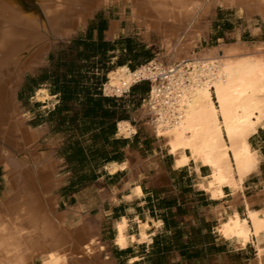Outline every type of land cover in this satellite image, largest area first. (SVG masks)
Instances as JSON below:
<instances>
[{
  "label": "bare ground",
  "instance_id": "obj_1",
  "mask_svg": "<svg viewBox=\"0 0 264 264\" xmlns=\"http://www.w3.org/2000/svg\"><path fill=\"white\" fill-rule=\"evenodd\" d=\"M203 1L215 0H39L46 21L41 25L18 9L15 0H0V139L19 153L15 157L13 151L0 147V165L9 182L0 201V264H33L35 257L39 264H67L73 256L88 260L99 252V245L77 230L80 222L70 228L61 222V214L55 215L56 197L45 196L55 181V163L38 152L36 131L23 129L20 114L11 106L16 74L45 48L47 33L64 36L75 30L79 21L85 22L101 3H117L121 8L144 3L152 14L171 6L182 13V18ZM231 1L256 2L264 11V0ZM146 17V29L156 28V17ZM189 30L182 41H164L167 66L159 60L133 72L119 67L108 74L104 93L120 96L138 80L151 82L149 104L139 116L146 112L151 116L147 130L171 156L173 170L194 166L196 188L210 201L222 202L225 189L232 193V201L218 203L210 211L216 221L215 231L221 241L232 243L237 250L251 244L255 256L248 264H264V183L259 180L254 187L261 192L257 198L249 200L244 194V184L259 176L262 161L249 139L258 127H264V42L237 41L195 52L200 33L193 27ZM116 33L117 27L109 35ZM36 94L48 98L43 89ZM117 129L125 137L135 133V127L126 121L118 122ZM127 167L126 163H112L110 171ZM201 167L208 168V176L199 174ZM128 186L126 183L124 188ZM130 189L136 198L141 196L139 186ZM254 203L259 205L257 210H252ZM240 206L244 218L238 212ZM138 225V237L127 236L128 222L117 221L113 244L122 250L135 241L149 242L147 225ZM134 260L129 258L128 263Z\"/></svg>",
  "mask_w": 264,
  "mask_h": 264
},
{
  "label": "rangeland",
  "instance_id": "obj_2",
  "mask_svg": "<svg viewBox=\"0 0 264 264\" xmlns=\"http://www.w3.org/2000/svg\"><path fill=\"white\" fill-rule=\"evenodd\" d=\"M38 2L39 0H15L18 9L22 10L23 13L27 15L33 16L41 25H43L46 21ZM248 3L249 2H236L234 4L231 0H223L221 3L219 0H215L212 3L207 1L199 2V4L194 3L193 7L197 4L196 9L192 10L189 14L186 12L183 13V16L185 15V17L182 16V18L179 17L182 13L171 6H166L167 8L163 7L164 9L162 8L161 10L153 11V14H155L154 16L152 11L145 9L146 7H144V3L143 5L139 3L140 5L137 4L136 6H131L133 4H130L129 6L125 5L123 8L117 3H113L114 5L111 4L110 6H105L101 3L98 8L94 9L92 15L87 18L85 22L81 20L79 21L75 30L67 32L64 36H52L47 33L45 48L32 57L27 63L26 68H22L17 72L16 84L11 88V106L13 105L16 112L20 114L19 119L21 120L23 125H21V127L23 129H26L28 132L39 130V135L36 132L38 135V152H42L45 156H48L47 158H50V160L55 163V181H53V183L51 182V190L45 196L47 198L53 196L56 197V204L54 206L55 215L61 214L60 216L63 219H61V222L63 223L65 221V223H63L64 225L70 228H75V223L78 224V222H80L77 225V230H79L82 235L85 234L84 236L91 237V239L99 245V252L94 258L85 260V258L81 256H73L67 260V264H248L250 259L252 260L254 258V248L251 244L247 245L243 250H237L232 243L223 242L218 237L215 231L216 221L211 217L210 211L218 203L232 201V193L228 189H225V198L222 202L210 201L204 192H201L196 188L198 175L192 164L177 172L189 176L191 173L189 178L190 182L191 184H194L195 188L199 191L197 194L203 202V204L198 207V219L200 223L191 225V221L187 219L186 223H183L182 226H179L176 229L170 227L167 229L166 234L163 233L162 235L153 238L152 242L149 241L150 243L146 242V244L135 241L131 243L133 245L129 244L131 245L128 247L130 250V256H128L127 253H124L123 249L121 250L117 248L113 244L117 234L115 224L117 221L125 219L124 217L115 221L106 217L104 220L99 219L98 221L95 216L97 213L96 210L90 212V215L86 213L79 215V211L77 210L84 208L82 197H78L76 206L77 210L71 211L68 206L73 205V202H70L69 198L81 189L92 188L98 191L103 187L101 186L102 183H99L100 181L95 178L103 176L102 172L98 173V170L92 172V170L86 166L84 160L80 158L78 151L79 148H82L85 154H87L86 156H89V161L98 163L102 155L100 139L94 138L92 134L89 133L87 126L85 124H80L78 121L72 124L68 121L58 123L55 116H43V111L38 104L48 98L37 96V90H35V85L38 83L37 77L40 76L41 71L43 69L50 70L51 63L48 58L49 54L53 53V60H55L56 54L63 49L72 38L77 36L84 37L87 29L90 26L94 27L98 23V20H103L105 22V30L109 29L107 32L109 37L112 36L109 35L110 30L117 27V33L112 36L113 38L130 36L131 38L136 39V41H145L146 43L151 44V62L160 60L162 63L164 62V65L167 64L166 59L163 58L165 42L177 40L176 38H178V41H182L186 38L187 34H189V29H192V27L196 28L200 33L198 42L194 48L195 52L209 46L229 44L237 41L248 44L264 42V11L260 8V4L256 2ZM187 10H190V8ZM169 11H171V13ZM172 11L174 12L172 13ZM145 14L148 17L150 15L154 18L156 17V19H154L157 24L156 28L151 30L146 29L144 21H147L148 18L144 16ZM171 16L174 20L170 18ZM206 25H208V30L201 35L202 28H205ZM90 35L91 39L95 40L96 31H91ZM106 38V34L103 32L102 39L106 40ZM32 54L33 51L30 55ZM114 54L117 56L116 52ZM109 62L115 63L116 60L110 59ZM149 63L150 62H146L145 64ZM103 78L104 81L106 80L104 83L105 85L108 82V73L103 76ZM30 79L36 81L32 83ZM140 83H142V85L138 89L136 102L129 108H131L132 113L136 115L133 124L137 129L139 137L146 138L142 145V155L144 158L148 157L149 159H155L157 157L162 160L167 167H171L172 169L171 156L160 147V144L153 133L147 130V122L150 121L151 116L146 112L143 117H139L149 104V91L151 88V82L149 85L147 82ZM104 85L101 86L102 96L122 99V96H126L129 93L128 89L120 96L108 95L104 93ZM39 87L44 90L46 86L40 85ZM40 88H38V90ZM72 113L73 112L70 111L69 116L72 115ZM263 128L264 127H258V129ZM256 132L250 136L249 142L252 149L261 152V148H264V130L257 134ZM116 134H119L117 123ZM118 136L122 138L130 137H125L120 134ZM51 140H53L52 143H49ZM0 147H3L10 152L13 151L15 157L19 155L17 150L1 139ZM88 149H95L96 151L90 156L87 153ZM154 164L155 162L152 161L148 164V167L151 168ZM105 170L109 175L114 174L110 171L111 164L106 165ZM259 172V176L250 178L244 184V194L249 200L255 199L261 194L260 190L254 187L258 184L259 180L264 183V160L260 163ZM173 174H176V172ZM199 174L201 176H208V168L201 167ZM112 183H114V181ZM162 184L163 183L160 180H157L153 186L155 188H160L162 187ZM125 185L126 183L123 185V188ZM8 186L9 182L5 177V171L0 165V201L2 200L1 198L3 197V194L7 191ZM134 186L138 185H133L132 187ZM132 196L135 197L131 191L130 195L126 198L128 199ZM112 198L114 197H111L110 202L114 201V199L112 201ZM86 200L88 201V204H91L96 198L87 197ZM0 207L3 209L2 203H0ZM258 208L259 205L257 203L252 205V210H257ZM238 212L241 217H245L242 206L238 208ZM185 215L186 214L182 213L183 217ZM195 220L198 222L196 217ZM139 222L146 224L148 227L147 230H149L150 227L157 228L154 225V222L158 221L146 220L142 222L134 220L136 233L134 235H128L126 232L127 236L138 237ZM98 230L102 231L103 239L108 241L106 248L102 244V246L99 244ZM132 231H135V228H133ZM129 257H137L138 259L132 263H128ZM31 261L33 264L40 263V259L37 257L33 258Z\"/></svg>",
  "mask_w": 264,
  "mask_h": 264
},
{
  "label": "crops",
  "instance_id": "obj_3",
  "mask_svg": "<svg viewBox=\"0 0 264 264\" xmlns=\"http://www.w3.org/2000/svg\"><path fill=\"white\" fill-rule=\"evenodd\" d=\"M99 21L101 20H98V22ZM108 30L109 29L102 31L107 37L104 41L111 42L118 39L113 38L112 36L109 37L107 35ZM207 30L208 25H206L205 28H202L201 35H203L204 32H207ZM128 37L131 38L130 36L120 38ZM134 40L136 41V39ZM137 42L142 43L147 48L152 47L151 44L146 43L145 41ZM111 59L116 60L117 58L113 57ZM106 66L109 67V70H112L116 67V64L114 62H108ZM94 74H100L101 76L103 73H101V71L100 73H97V70H95ZM137 85L139 86L137 87L135 94L130 95V93H128V95L122 96V99L117 98L114 101L104 104L105 109L109 112L112 111V117L110 119H107L105 122H100V118L96 117L91 119L90 122L85 121L89 133H91L94 138L100 139L102 155L98 163L89 161V156H86L87 154H85L84 150L79 148V156L84 160L86 166H88L92 172L95 170H98V173L102 172L103 176L95 178L100 181L99 183H102L101 186L103 187L98 191L92 188L81 189L69 198L70 202H73V205L68 206L71 211L77 210L76 206L78 197H82L84 208L78 210L79 215L85 213L90 215V212L96 210L97 213L95 216L98 221L99 219L104 220L106 217L110 220L113 219L114 221L124 217L128 222V235H134L136 233L134 220L142 222L146 220L158 221L160 225L157 228L150 227V229L147 230L149 241L152 242L153 238L160 236L163 233L166 234L167 229L170 227L176 229L177 227L182 226L183 223H186L187 219L191 221V225H195V223L199 224L198 207L202 205L203 202L197 194L199 191L195 188V185L190 182L189 178L191 173L190 176L183 175L182 173L180 174L177 172L179 170H173L171 167H167L165 163L157 157L155 159L143 157L142 145L146 138L139 137L136 128L135 133L129 138H122L116 134V123L118 121L129 122L135 127L133 123L136 115L132 113V109L129 107L136 102L137 92L142 83H137ZM44 90L48 95V99L41 101L38 104L43 111V116H55L57 121L58 117L63 119V117L69 116L70 111L65 110L66 108L62 105V100L59 97V94L49 93L46 87ZM71 105L74 106L75 104L72 103ZM98 116H101L100 112L98 113ZM78 122H80V120H78ZM80 124L84 123L80 122ZM113 124L114 126H112ZM263 130L264 128L258 129L256 134ZM35 131L39 135V130ZM52 141L53 140L49 143H52ZM261 150V152L258 151V154L261 156L262 160H264V148H261ZM95 151V149H88L87 153L92 156ZM105 161L109 162L105 163ZM152 161L155 162V164L150 168L148 167V164ZM112 163L116 165L126 163L128 167L122 171H117L116 173L109 175L105 170V166ZM174 172H176V174H173ZM157 180H160L163 183L162 187L155 188L153 186ZM113 181L114 183H112ZM125 183H128L129 186L123 188ZM133 185H138L140 187L141 196L139 198L132 196L127 199L126 197L130 195V187ZM112 196L114 197V201L110 202ZM87 197L96 198V200L91 204H88V201L86 200ZM182 213L186 215L183 217ZM195 217L198 222H196ZM133 228H135V231H132ZM98 236L100 240L99 244H102L106 248L108 241L103 239L101 230H98ZM131 245L123 249L124 253H127L128 256H130V250L128 247ZM134 258L135 260L138 259L137 257Z\"/></svg>",
  "mask_w": 264,
  "mask_h": 264
},
{
  "label": "trees",
  "instance_id": "obj_4",
  "mask_svg": "<svg viewBox=\"0 0 264 264\" xmlns=\"http://www.w3.org/2000/svg\"><path fill=\"white\" fill-rule=\"evenodd\" d=\"M93 30L96 31L95 40L90 37ZM103 30H105V22L101 20L94 27L90 26L84 37L72 38L56 54L55 60H53V53H50L48 56L51 63L50 70L43 69L37 77L38 83L35 85V90H38L40 85H45L49 93L59 94L65 110L73 112L72 115L63 117V119L58 117V123L68 121L72 124L80 120L85 124V121L90 122L96 117L100 118V122L110 119L112 111L105 109L104 104L116 98L101 95V86L106 81L103 76L124 65L133 72L146 65L144 63L151 62V48L129 37L118 38L111 42L104 41L102 39ZM114 52H117V56ZM113 57L117 58L116 67L114 70H109L106 65ZM95 70L103 74L95 75ZM30 81L34 83L36 80L30 79ZM138 86L134 84L129 88L130 95L135 94ZM72 103L75 105L72 106ZM99 112L101 116H98ZM107 162L109 161H105Z\"/></svg>",
  "mask_w": 264,
  "mask_h": 264
},
{
  "label": "built area",
  "instance_id": "obj_5",
  "mask_svg": "<svg viewBox=\"0 0 264 264\" xmlns=\"http://www.w3.org/2000/svg\"><path fill=\"white\" fill-rule=\"evenodd\" d=\"M140 82H147L148 85L150 84V81L149 80H138L136 83H140Z\"/></svg>",
  "mask_w": 264,
  "mask_h": 264
}]
</instances>
